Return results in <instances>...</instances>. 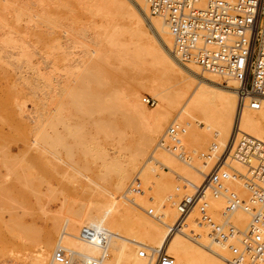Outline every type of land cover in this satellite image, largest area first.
Listing matches in <instances>:
<instances>
[{
	"label": "bare ground",
	"instance_id": "obj_1",
	"mask_svg": "<svg viewBox=\"0 0 264 264\" xmlns=\"http://www.w3.org/2000/svg\"><path fill=\"white\" fill-rule=\"evenodd\" d=\"M42 1H38L41 2L40 6L43 7L41 9L42 13L40 15L41 10L38 11L39 15L36 17H31L32 13H30L31 15L27 13L28 7L25 4V9H20L21 5L19 8L14 6V3L12 7L11 4H0V64L6 63L7 66L15 65L14 67H16L20 63L19 67L26 65V67L28 66L34 70L37 74L36 77L34 76L35 79H32L33 77L29 78V75L28 77L19 75L20 77L16 79V82L22 78L19 80V84L21 80L24 81L23 83L31 88L29 92H33L36 95L35 97H38L39 92L43 91L47 98H52V102L48 103L53 104L54 102L55 104L56 101V104L52 111L49 104H46L47 99L45 100L46 103L42 102L49 107L48 110L50 111L46 110L47 107L44 111L42 109L41 112L38 111L37 121L33 119L35 120L34 125L18 119L14 112L8 113L7 111L8 114L4 112L7 115H5L6 121L24 128L26 134H34L35 141L44 147L43 153H45V150L50 149L51 151V149H55L58 145L64 143V135L60 134L58 130V127L63 125L71 134L79 138L78 144L94 160L101 159L103 165L107 168L115 166L120 161V157L115 156L110 160L107 150L99 145L95 138L86 137L84 131L86 126L83 123L85 121L81 120H86L85 118L88 120L95 115L117 116L125 112L137 119L143 132L136 145V154L125 160L127 166L116 169L118 175L115 183H113L109 199L103 200V202L95 201L92 205L94 207L91 206L93 209L88 208L89 210L80 213L76 217L66 218L63 223L55 225L54 230H44L45 234L39 235L38 245H35V250H37L33 251L34 255L29 256L31 259L28 258L30 260L25 264H64L56 260L55 253L59 248L64 249L69 257L68 264H85L91 258H96L98 264H156L157 254L160 251H166L172 255L175 258V264H233V255L229 244L217 242L211 237L206 227L199 226L195 212L191 215L187 228L176 232L170 231L171 226L177 222L180 216L178 208V202L182 197L180 194L183 192V194L191 193L193 189L188 187L186 192V189L183 191L184 185L173 182L172 178L174 177H171V173L168 171L178 168L177 170L180 169L181 171L179 172L181 174H178V179H187L195 185H199L204 179L202 176L210 171V165L216 161L220 153L225 148L231 147V141L236 135V131L238 137L249 134L264 141V95H254L261 102L259 109L250 108L247 105L248 103L242 106L238 92L239 81L232 78H226V81H224L217 74L205 72L196 63H182L174 53V37L169 24L164 16L151 13L146 0ZM88 2L94 4L89 7L90 13L84 12L85 8L88 10V7H86V5H89ZM60 4H75V7L72 8L74 12H77L78 8H80L79 10L84 9V14H91L97 18L99 16L103 19L120 17V19H125L128 24L125 28H122L123 26L118 27L119 25L116 24L111 25L110 22L112 21L109 20L106 25H100L101 28L99 27L100 29L96 30L95 44L100 48L108 47L106 51L109 54L107 52L104 54L103 50L97 49L94 44L96 47L95 50L92 49L94 57L91 59L88 57L87 60L80 59L75 69L67 62L69 53L67 51L59 53L62 49V43L58 34L59 30L55 29L56 25L54 23H59L60 19L56 20L52 17L53 13L50 15V8L58 7ZM75 8L77 11H75ZM4 11L9 12L8 15L12 13L11 16L8 17ZM34 13L33 15H37ZM26 15L29 18H25ZM89 15L87 16L91 19L92 16L89 17ZM72 16L74 14H71ZM24 18L29 20H24ZM78 18L80 19L79 16ZM23 20L27 21L25 25L28 26L33 24L32 21L37 20L33 27L32 25L29 27L32 29L40 27L39 32L36 33L37 40L35 43L38 42L46 48L48 47L43 55L39 52L42 63H46L45 67L37 66L33 60L37 52L35 50L36 44H34L35 47L33 45L34 49L31 48L32 45L30 47L28 40H31V38L26 39V36L30 37L29 31L31 29L26 26L23 30L21 25ZM73 21H77L76 15ZM92 23L95 25V21ZM42 25L44 28H42ZM31 35L33 34L31 33ZM90 53L89 55L93 56V53ZM12 56L16 57L18 64L15 63L16 61L13 62ZM112 57L120 60L118 67L101 68L100 60L102 59L107 65H110ZM146 57L152 59L156 68L172 81V85L175 82L174 86L171 85L173 88L177 87L174 88L175 90L170 91V87L167 90L165 88L161 89L154 82L148 84L131 73L129 68L132 67L138 71L144 70L145 66L142 67V64H144ZM50 64L53 67L51 71L62 69L61 71L66 70L67 72H65L68 73V79L56 80L57 88L56 86L55 88L52 87L53 76L51 72L44 71L50 67ZM1 68L0 77L1 75L8 76L9 71L2 66ZM112 78L113 80L116 78L127 82L124 92H119L116 84L111 82L113 81ZM16 82L14 81V83ZM116 82L114 81V83ZM16 84L10 86L6 94L0 98V107H3V103L8 106V104L16 101L21 105L20 110L22 112L27 105L28 100L26 101L25 98L28 96L26 95L28 92L25 94V91L21 90L25 88H21L23 84L21 86ZM146 90L150 91L158 101L156 107L149 108L142 102L141 94ZM53 91L55 92L54 96L51 93ZM57 95L62 98H57ZM248 100L249 98H247ZM37 102L40 101L37 100ZM127 114L123 115L130 117ZM71 116H74L73 119L79 120V123L75 121L78 124L74 126V129L68 124V118L70 119ZM96 119L93 124L99 132H103L106 136L113 135L116 132L112 124H103L102 120ZM129 121L131 124L130 118ZM138 123L135 122L136 125ZM170 123L175 125L184 123L186 125L185 127L182 124L184 125V132L181 134L182 147L186 148L187 146L188 148V146H191L194 148V146L205 147L209 145L212 153L199 155L194 164H192L193 162L183 164L178 161L173 152L161 145L162 139L158 140V137L164 131L163 137L166 136L165 129ZM127 124L129 125V122ZM43 162L42 168L46 170ZM229 164V168L238 172L239 176L235 179L230 178L227 181L228 186L242 197L249 199L250 192L245 188L243 181L244 175L247 174L246 166L231 156ZM164 168L169 170L165 171ZM173 171L175 170L171 172L173 173ZM134 172H136V175L132 178ZM176 172L178 173V171L174 172L175 175H177ZM18 176L20 178L25 177L27 181L31 180L29 173ZM138 176L143 181V190L145 191L139 193L142 194L140 199L137 198L139 194L136 193L135 198L139 201L136 203L135 200L133 201L135 199L133 195L131 197V194L134 193L129 190V182L131 180L133 182ZM171 190H174L173 196L170 193ZM145 192L147 195H145ZM128 194L132 199L128 197ZM133 202L136 205H133ZM209 206L210 212L218 222L226 224L231 221L244 231L248 229L251 220L250 212L237 209L228 216L224 214L225 199L213 195L209 197ZM150 208L154 210V215L148 214L147 210ZM5 211L7 212V210ZM7 213L10 214L11 212ZM13 221L17 222L18 227L24 228L25 233L34 231L30 226L24 225L20 218ZM1 223L0 220V240L3 239ZM8 223L5 224L11 231L12 224L9 226ZM93 225L107 230L108 237L105 244L100 245L82 238V228ZM190 230H195L198 236H192ZM143 248L149 254L146 257L140 256V250Z\"/></svg>",
	"mask_w": 264,
	"mask_h": 264
},
{
	"label": "rangeland",
	"instance_id": "obj_2",
	"mask_svg": "<svg viewBox=\"0 0 264 264\" xmlns=\"http://www.w3.org/2000/svg\"><path fill=\"white\" fill-rule=\"evenodd\" d=\"M38 1L39 0H12V1L11 0H3V1L1 0L0 4L1 3L2 4L3 3L4 4H11V7H12V4L14 3L13 5L17 6L18 8L21 5L20 9H25L26 7H28L27 9L28 10L31 9V10H29V11L27 10V13H29V14L32 13V15L30 14L31 17H34V16L36 17L39 15V13L41 15V13H42L41 9H43V7L40 6L41 2H38ZM24 4L26 7L24 6ZM76 5H78V4H76ZM90 5L92 7V5H94V4L89 3V5H86V7H88V10H86V8H85V11H84V9L79 10L80 8H78L79 12L76 9L78 6L75 8V11H77V12H74V9H72L75 7V4H67V5L60 4L58 7L50 8V10H51L50 15L53 13L51 16L54 17L56 20L60 19L59 23H61V24L54 23L56 25L55 29L59 30L58 34L60 35V42L62 43L61 44L62 49L60 50L59 53H64L67 51L69 53V56H68L69 61L67 60V62L72 65V68H75V69L77 68V66L79 64L80 59L84 58L87 60L88 57H89V59L94 57V53H93L94 51L93 50L96 49V47H95L96 39H94V38H95V35H96V32L98 31V29L101 28L100 25H102V24L106 25L107 23H109V20L112 21V22H110V24L112 23L111 25L116 24V25H119L118 27L123 26L122 28H125L128 24V22L125 19H123V18L120 19V17H115L113 19L112 18H106V19L104 18L103 19V17L101 18V16H99L97 18V17H93L90 14L92 16L90 19L87 16L89 14H86V13L84 14V12L90 13V11H89ZM32 10L36 11V13H34V11L31 12ZM38 11H40V12L38 13ZM4 13L7 14L9 12L4 11ZM33 13L37 14V15H33ZM11 14L12 13H10V15L7 14V16L10 17ZM71 14L72 15L74 14V16L71 17ZM83 14H84V16H83ZM75 15L77 17L76 22H74L75 20L73 21V19L75 18ZM90 15H89V17H90ZM78 16L80 17V19L78 18ZM27 17L29 18L28 15L25 16V18H27ZM25 18H24V20H29V19H25ZM92 18H94V19L92 20ZM116 18H117V20H116ZM95 19H97V20H95ZM107 19H108V21H107ZM122 19H123V21H122ZM24 20L22 21V24L20 23L22 25L23 30H24V28H26V26H28V25H25V23H27V21L25 22ZM37 20H38V18H37ZM79 21H81V22H79ZM93 21H95V25L92 23ZM35 22L32 21L31 23H33V24H30V25H32V27H33ZM34 28L33 29L30 28L31 29L29 31L30 37L26 34L27 35L26 39L31 38V40H28V42L30 44V47L32 45V47H31L32 49H34V47H35L34 44H36L35 50L37 52L33 58L35 64L37 66L40 65L41 67H43V66L45 67L46 63L45 64H44V62L42 63L41 55H43L44 51H47L46 49H48V47L46 48L45 46H43V44H40L38 42L35 43V41L37 40V34L36 33L39 32L40 27L36 28V29H34ZM42 28H44V26ZM45 28L47 29L46 26H45ZM30 32L33 35H31ZM37 43H38V45H37ZM33 45H34V47H33ZM99 48L100 47L97 46V49H99ZM107 48L101 47L100 50H103V52L105 54L107 52L106 51ZM88 51H90V52L93 51L92 52L93 54L89 52L93 56L89 55ZM39 52L41 53V55ZM37 53H39V54H37ZM107 54H109V53L107 52ZM86 55H87V57H86ZM15 58H16L15 56L11 57L13 62L16 61ZM17 59H18V57H17ZM114 59H117V58H113L111 60L112 63L110 65L109 64L107 65L106 62L101 59L100 60L101 68H104V67L106 68L109 66L110 67H118V65L120 64L119 63L120 60L119 59L114 60ZM15 63L18 64V61H16ZM3 64L5 67L3 66ZM144 64H142L143 65L142 67L145 66L143 71L135 70V68L133 69V67L129 68V69L131 70L132 74H134L136 77L138 76L139 79L146 81L148 84L151 82L152 83L154 82V83L158 84V86L161 89L165 88V90H167L168 87H170L169 88L170 91H173L177 88V87H174L175 88L174 89L172 87L175 85V82L172 85V81L170 79H168L158 68H156V66L154 65L151 58L146 57ZM18 65L16 67H14L15 65L7 66L6 63L0 64V70H2V68H1V66H2L7 71H9L8 76L4 75L5 76L4 77L3 75H1L2 78L0 77L1 78L0 79V98L6 94V91L10 86H12L13 84H16V83L19 84V80L22 79V78H20L16 82V79H18L20 77L19 75H21V77H24V76L28 77V75H29L30 76L29 78L33 77L32 79H35L34 76L36 77L37 74L34 72V70L29 68L28 66H27L28 67L27 68L26 65L22 66L23 68L21 66L19 67ZM65 65H67V64H65ZM67 67H69V66H67ZM52 69H53V67L50 64V67L48 69H45L44 71H46V72L50 71L51 72V75L53 76L52 77V79H53V84H52L53 86L52 87L55 88V86H56V88H57L58 86H57L56 80L57 79L62 80L63 78L68 79V76H67L68 73H66L67 72L66 70H65L66 72L64 70L61 71L62 69L60 71H57V70L51 71ZM1 74H3V73H1ZM71 77H73V76L71 75ZM166 78H167V80H166ZM112 80H113V78H112ZM14 81L16 83H14ZM114 81L115 82L117 81V82L114 83ZM23 82L24 81L21 80L19 86H21V84H23V86H21V88L25 87L26 89L22 88L21 90L22 91L24 90L25 92L24 91L23 92L25 94L27 92L29 93V94L28 93L26 94L28 96H26L25 100L26 101L28 100V101L26 102L27 105L24 107L23 111L21 112V110H20L21 105L16 103V101L8 104V106L6 103H3L4 104L3 107H0V209H1L0 212L3 213V214L0 213V215H1L0 220L2 222L1 226L3 229V239L0 240V264H25V263H27L31 259L30 257H32V255H34L33 253L37 250V249L35 250V248L38 245L37 242H39L38 241L39 240L38 238H40L39 235L45 234L44 230L45 231L46 230L48 231L50 229L54 230L55 225L57 226L58 224H61V222L63 223L66 218L76 217L80 213H84L85 211L89 210L88 208L93 209L92 207H94V206H92V205L95 201L96 202H98V201L103 202V200L105 201V200L109 199L110 194H111L110 191H112L113 185H114L113 183H115V180H116L117 175H118L116 169L124 168L125 166H127L125 160L128 157L130 158L132 155L136 154V151H137L136 145L139 142L141 135H142V132H143L138 121H137V119L134 118V116L131 117L132 115H128L125 112H122V113L125 115L127 114L130 117L124 116L123 114H122L123 116L120 114L121 116L120 115H117V116L111 115V117L95 115L92 117L93 120H91L92 118H90L88 120H87V118H85L86 120H81V121H85L83 123L86 126V127H84L86 137L89 136L91 138L92 137L95 138L96 141H98V144L107 150L108 158L110 160H112V158L115 156L120 157V161L115 166L110 167V168L105 167L103 165V161L101 159L94 160V158H92V156L89 155L88 152H86L82 148V146H80L78 144L79 138H76L75 135L71 134V132H69L63 125H60L58 127V130H59L60 134L64 135V139H65L64 143L61 145H58L55 149H51V151H50V149L48 151L45 150V153H43L44 147L40 146L35 141L34 134H32V133L30 135L26 134V131L24 128L19 127V126L15 125L9 121H6V116H7L6 114L14 112L18 119L25 121L26 123H29L30 125H34L35 120L37 121V116H39L38 111L39 112H41L42 110L44 111V109L47 107V105L46 106L44 105V103H46V101H47L46 104H49V107H51L50 110H52L54 108V105L56 104V101H55V104H54V102H53V104L48 103V102H52L51 101L52 98L50 99L49 95H48L49 98H47V96L45 94H43V91H40L38 94L39 96L35 97L36 95H34L33 92H31V91L29 92V90H31V88ZM111 82H113V84H116L119 92H124V90L127 86V82L124 80H120V79L115 78V80H113ZM19 89H20V87H19ZM27 89H28V91H27ZM51 93H52V96H54L55 92L53 91ZM51 93H50V96H51ZM45 96H46V98H45ZM58 97H60V99L62 98L61 96L57 95V98ZM146 97H153L156 101V104L153 106L150 104H147L144 101V99ZM36 99L38 101H40L39 102L40 104L37 102ZM141 99H142V102L149 108H154L157 106L158 101L148 90L142 92ZM42 102H44V103H42ZM49 107L46 108L47 111H50V110H48ZM73 117L74 116H71L70 119L67 117L68 118V124L71 125L70 126L71 128L73 127L72 129H74V126H76V124L79 123V120H75V118L73 119ZM129 118L131 120L132 125L134 122L133 126H130L131 124H130ZM33 119H35V120H33ZM95 119L96 120H98V119L102 120L101 122L103 124H112L113 127L115 128L116 132L110 136H106L103 132H99L93 124L94 123L93 121ZM75 121H78V123ZM104 122H106V123H104ZM127 122H129V125L127 124ZM135 122H137L138 124L136 125ZM182 124H184V123H181V126H182ZM170 125H173V124L170 123L168 125V127H166V129H165L166 132H167ZM185 127H186V125H185ZM164 132L162 133V135H160L158 137V140L162 139V137L164 136ZM85 140H87V139H85ZM182 148H184V147H182ZM186 148H187V146H186ZM186 148H184L183 150L188 155V157L191 158V159H189L188 162H193L192 164H194V162L196 163L199 155H205V154L212 153V150H211L209 145H206L205 147L194 146V148L196 150L191 146L190 147L188 146L187 149ZM42 159H44V160H42ZM176 159L183 164L187 163L186 161L179 160L178 157ZM177 160H176V162H177ZM42 162H43V166L45 164L46 170L42 168ZM177 163H178V165H180L179 162H177ZM158 165H160V164H158ZM175 165L177 166V164H175ZM215 166H216V161H214V163H212L210 165V170L213 169ZM164 169H165V171H167L168 168L167 169L164 168ZM177 169H172V170L178 171V173L176 172L177 175H175V173H174L175 171H173V173L171 172L172 170H170L168 172L171 173V177H174V178H172L173 182L175 181L176 184H183L182 179L181 180L178 179L179 178L178 174H181V173H179L181 171H180V169L179 170H177ZM47 172H49V173H47ZM24 173H29L30 179H31L30 181H27L25 177L20 178L18 176V175L24 174ZM135 175H136V172H134L132 174V178ZM202 177L204 178V176H202ZM131 182H132V180L129 183L131 184ZM176 184H175V186H176ZM128 186H129V184H128ZM182 189H183V191L185 190L184 188H182ZM143 191H145V190H143ZM173 191L174 190H171L170 193L171 194L174 193ZM186 191H187V189L185 190V192ZM121 193L123 194L124 191ZM183 193L180 195L183 196L184 195ZM132 195L135 198V196L137 194L136 193L131 194V197H132ZM140 195L142 196V194H139V195H137V198L140 199ZM145 195H147L146 192H145ZM172 196H173V194H172ZM128 197H130L129 194H128ZM137 198L133 199V201L135 200L136 203L139 202ZM132 204L136 205L134 202ZM5 210H7V212H11V213L9 214ZM216 210H217V208H216ZM19 218L24 222V225L30 226L34 231L25 233L24 228L19 226L20 227V229H19L17 222L13 221V220H17ZM4 222L6 224L9 222L8 223L9 226L12 224L11 225V227H12L11 231H10L9 227H7V225ZM22 229H23V231H22ZM23 236H24V238L22 239ZM28 258H30V259H28ZM25 259H28V260H25Z\"/></svg>",
	"mask_w": 264,
	"mask_h": 264
},
{
	"label": "built area",
	"instance_id": "obj_3",
	"mask_svg": "<svg viewBox=\"0 0 264 264\" xmlns=\"http://www.w3.org/2000/svg\"><path fill=\"white\" fill-rule=\"evenodd\" d=\"M146 1L152 14L165 17L174 37V53L182 63H196L205 72L217 74L224 81L226 78L239 81L241 105L248 103L252 109L261 107L260 100L254 95H264V0ZM144 101L155 105L153 97H146ZM183 132V125H170L161 145L188 162L190 158L182 148ZM230 146L220 153L216 166L204 176L201 184L182 180V187H190L193 192L185 193L179 200L180 216L170 231L187 228L195 212L199 226L206 227L217 242L229 244L233 264H264V141L249 134L238 137L236 131ZM230 156L247 168L243 181L250 192L249 199L227 184L230 178L239 176L229 168ZM129 190L131 193L143 192V181L139 176L130 184ZM210 195L225 199L224 214L228 216L237 209L250 212L248 229L244 231L231 221L218 222L210 212ZM147 212L154 215L151 208ZM190 234L198 236L195 230H190ZM81 236L102 245L107 241L108 232L95 225L85 226ZM55 255L60 263L70 261L64 249H57ZM148 255L146 249L140 250V256ZM85 264H98V260L91 258ZM156 264H175V258L160 251Z\"/></svg>",
	"mask_w": 264,
	"mask_h": 264
}]
</instances>
